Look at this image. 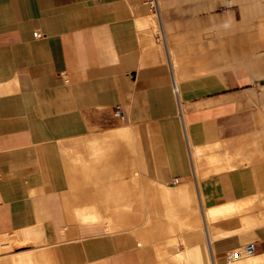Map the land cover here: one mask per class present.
I'll use <instances>...</instances> for the list:
<instances>
[{
    "label": "crops",
    "instance_id": "obj_1",
    "mask_svg": "<svg viewBox=\"0 0 264 264\" xmlns=\"http://www.w3.org/2000/svg\"><path fill=\"white\" fill-rule=\"evenodd\" d=\"M234 1L0 0V264H264V159L226 167L218 150L253 129L252 91L205 73L175 94L170 70L212 67V11ZM119 128L131 146L99 145ZM245 199L250 215L206 222ZM190 200L203 240L180 219ZM248 242L251 256L225 261Z\"/></svg>",
    "mask_w": 264,
    "mask_h": 264
},
{
    "label": "rangeland",
    "instance_id": "obj_2",
    "mask_svg": "<svg viewBox=\"0 0 264 264\" xmlns=\"http://www.w3.org/2000/svg\"><path fill=\"white\" fill-rule=\"evenodd\" d=\"M154 29L159 35L161 46L162 35L155 15ZM210 38L212 67H170L171 73L176 82L205 73L221 75L230 81L242 83L247 91L251 90L250 103L245 108L251 112L249 124L253 129L242 140L225 144L218 150L222 148L225 151L226 167L264 159V0H235L220 9L218 16L212 11ZM219 161L210 159L208 163L214 165ZM197 176L201 178L200 173ZM189 203L191 205L188 204V208L192 206L199 218L195 201L190 200ZM250 205L251 201L248 200L240 212L250 215ZM107 217V221L103 222L111 225V217ZM180 219L188 222V216H181ZM193 227L196 241L203 240L201 226Z\"/></svg>",
    "mask_w": 264,
    "mask_h": 264
},
{
    "label": "bare ground",
    "instance_id": "obj_3",
    "mask_svg": "<svg viewBox=\"0 0 264 264\" xmlns=\"http://www.w3.org/2000/svg\"><path fill=\"white\" fill-rule=\"evenodd\" d=\"M157 14V13H156ZM178 75V74H177ZM175 81V80H174ZM176 82V81H175ZM138 128V127H137ZM136 128V129H137ZM131 129V128H130ZM138 130H140L139 128H138ZM138 130H137V132H138ZM130 130H127V129H113V130H111V134L110 133H108L109 132V130L107 131V133L108 134H110V135H106V136H100L101 138H102V140H100V138H99V140H100V143L101 144H99V145H102V144H106L105 146H107V144L109 143V142H111V145H112V143H118L119 144V142H126V143H129L130 142V138L133 140V139H135V138H132V136L134 135H132V133H133V130L131 131L132 133H130L129 132ZM134 131H136V130H134ZM140 132V131H139ZM89 133V132H88ZM105 133V132H104ZM106 133V134H107ZM93 134V133H92ZM100 134H102V132L100 133ZM99 134V135H100ZM130 134H131V137H130ZM141 134V133H140ZM139 134V135H140ZM95 135V134H94ZM96 135H98L97 133H96ZM105 135V134H104ZM138 135V136H139ZM88 136H90V134L88 135ZM93 136V135H92ZM91 137V136H90ZM134 137H136V135L134 136ZM84 138V137H83ZM86 138H87V136H86ZM92 138V137H91ZM90 138V139H91ZM96 138H97V136H96ZM139 138V137H138ZM147 138V137H146ZM94 139H95V136H94ZM91 139V141L93 140V142H90L89 141V143L91 144V143H94V141H96V140H98V139ZM109 139H111V141H109L108 143H107V141L109 140ZM140 139H141V136H140ZM143 139V138H142ZM80 140V139H79ZM131 140V141H132ZM144 140V139H143ZM147 140H148V138H147ZM69 141H72V139L71 140H69ZM74 141V140H73ZM81 141H82V139H81ZM84 141V140H83ZM82 141V142H83ZM134 141V140H133ZM141 141V140H140ZM149 141V140H148ZM138 142V141H137ZM70 143V142H69ZM72 143V142H71ZM75 144H76V142H74ZM131 143V142H130ZM129 143V144H130ZM144 143V142H143ZM87 144V143H86ZM90 144H88V145H90ZM148 144V143H147ZM78 145V144H77ZM95 145V143L93 144V146ZM120 145V144H119ZM122 145V144H121ZM143 145V144H142ZM141 144H140V148H142L143 146H142ZM146 145V144H145ZM69 146V145H68ZM82 146V145H81ZM80 146V148L81 149H83L84 147H81ZM86 146V145H85ZM109 146V145H108ZM113 146V145H112ZM112 146H110V147H112ZM117 146V145H116ZM130 146H131V144H130ZM129 146V147H130ZM133 146V145H132ZM142 146V147H141ZM74 147H75V145H74ZM78 147H79V145H78ZM77 147V148H78ZM90 147V146H89ZM92 147V146H91ZM102 147H103V145H102ZM146 147V146H145ZM93 148V147H92ZM92 148H91V150H92ZM95 148V147H94ZM94 148H93V152L94 151H97L98 149H100V151L103 149H101V146H100V148H97V150L95 149L94 150ZM105 148V147H104ZM109 148V147H108ZM114 148H115V146H114ZM114 148H111V149H113L114 150ZM117 148V147H116ZM118 148H122L121 146L120 147H118ZM126 147H124V150H127L128 149V152H130L129 151V148H127V149H125ZM131 149L133 148V147H130ZM80 149V150H81ZM110 149V150H111ZM123 149V148H122ZM121 149V150H122ZM135 149V148H134ZM143 149V148H142ZM70 150V149H69ZM84 150V149H83ZM83 150L81 151V152H83ZM105 150V149H104ZM107 150V149H106ZM117 150V149H116ZM64 151V150H63ZM112 151V150H111ZM110 151V152H111ZM123 151V150H122ZM121 151V152H122ZM70 152H72V149H71V151ZM101 152H104V151H101ZM101 152H94V154H96V153H100L101 154ZM117 152H118V150H117ZM133 152V151H132ZM132 152H130V153H132ZM65 153H66V151H65ZM67 153H69V152H67ZM75 153V152H74ZM84 153H86V152H83V155H84ZM111 153H113V154H115L116 152H115V150H114V152L112 151ZM110 153V155H112ZM124 153V152H123ZM73 154V153H72ZM79 155L81 154V153H78ZM89 155H91V153L89 154ZM93 155V154H92ZM104 155V154H103ZM102 155V156H103ZM119 155H120V153H119ZM121 155H122V153H121ZM129 155V154H128ZM127 155V156H128ZM132 155V154H131ZM130 155V156H131ZM134 155V154H133ZM132 155V157H133V159H134V156ZM69 156V155H68ZM74 156V155H73ZM75 156H76V154H75ZM81 156V155H80ZM87 156V155H86ZM85 156V157H86ZM95 156V155H94ZM97 156V155H96ZM100 156V155H99ZM113 156V155H112ZM114 156H116V155H114ZM71 157V156H70ZM77 157H78V155H77ZM88 157V156H87ZM98 157V156H97ZM105 158H106V156H104ZM109 157V156H108ZM118 157V156H117ZM120 157H123V156H120ZM74 158V157H73ZM89 158H91V159H93V157L91 156V157H89ZM88 158V159H89ZM101 158V157H100ZM103 158V157H102ZM101 158V159H102ZM104 158V159H105ZM109 158H111V157H109ZM108 158V159H109ZM114 158V157H113ZM125 158V157H124ZM126 158H129V156L128 157H126ZM71 159V158H70ZM74 159H78V158H74ZM79 159H80V157H79ZM96 159H98L99 160V157L98 158H96ZM96 159H94V161L96 160ZM100 159V160H101ZM112 159V158H111ZM131 159V158H130ZM133 159H132V161H133ZM81 160H82V158H81ZM83 160H84V158H83ZM86 160V159H85ZM84 160V162H86ZM117 160V159H116ZM120 159H118L117 161H119ZM80 161V160H79ZM90 160H87V162H89ZM93 161V160H92ZM113 161V160H112ZM127 161V160H126ZM128 161H129V159H128ZM130 162L129 161V163H133V162ZM84 162H82V163H84ZM121 162H123L124 163V160H123V158H121ZM90 164H91V162H89ZM88 163V164H89ZM96 163H98V161L96 162ZM115 163V162H114ZM113 163V164H114ZM128 163V162H127ZM135 163V162H134ZM84 164H86V163H84ZM87 164V165H88ZM93 164V163H92ZM119 164V163H118ZM118 164L116 165V166H118ZM66 165H67V163H66ZM86 165V166H87ZM99 165H100V161H99ZM110 165H111V162H110ZM115 165V164H114ZM113 165V166H114ZM121 165V164H120ZM127 165V164H126ZM125 165V166H126ZM131 165V164H130ZM129 164H128V166H130ZM135 165H136V163H135ZM91 166H94V165H91ZM90 165H89V167H91ZM97 166V165H96ZM106 166V165H105ZM95 167V166H94ZM136 166H134V168H135ZM92 168V167H91ZM120 168H122V166L120 167ZM127 168V167H126ZM125 168V169H126ZM131 168H132V166H131ZM130 168V169H131ZM94 169V168H93ZM124 169V170H125ZM137 169V168H136ZM136 169H134L135 171H136ZM121 170H123V168L121 169ZM133 169H131V171H132ZM122 172L123 171H121V174H122ZM126 172V171H125ZM128 172V171H127ZM126 172V173H127ZM130 172V171H129ZM116 173V172H115ZM120 173V172H119ZM132 173V172H131ZM130 173V174H131ZM125 174V173H124ZM129 174V175H130ZM123 175V174H122ZM132 175V178H130V179H132L133 180V174H131ZM134 175H135V173H134ZM139 175V174H138ZM136 176V175H135ZM131 177V176H130ZM134 181V180H133ZM133 181H130V182H133ZM118 183V182H117ZM117 183H116V185H117ZM68 185H70V184H68ZM160 185V184H159ZM154 187L155 185H151V187ZM109 187H111V186H109ZM150 187V186H149ZM156 187V186H155ZM154 187V188H155ZM167 187V186H166ZM111 188H109V190H110ZM158 189H159V187H158ZM157 189V187H156V189H155V191L156 190H158ZM69 189H67V191H68ZM72 190V189H71ZM150 190H151V188H150ZM153 190V189H152ZM70 191V190H69ZM108 191V190H107ZM111 191V190H110ZM155 191L153 190V192L155 193ZM159 191L161 192H164V193H166V194H170L171 193V189L170 188H163V190H160L159 189ZM72 192H73V190H72ZM150 192H152V191H150ZM119 193V192H118ZM179 193V192H178ZM72 195V194H71ZM68 196V195H67ZM167 196V195H166ZM68 198H69V196H68ZM71 198V197H70ZM169 199V198H168ZM247 201L248 200H242L241 202H237V203H232V204H227L226 203V205H221V206H216V207H214V208H209V209H204V218H205V220H206V222H208V225H209V223L210 222H214V221H216V219L218 220L219 218H221V217H225V216H228V215H233L234 213H238V212H240V210L242 209V208H244V206H246L247 205ZM68 202H70V201H68ZM79 202V201H78ZM230 203V202H229ZM74 207V206H73ZM95 207V206H94ZM96 208V207H95ZM98 209V208H97ZM96 209V210H97ZM99 210H101V209H99ZM191 210H192V208H191ZM84 211V210H83ZM185 211V210H184ZM100 212V211H99ZM110 213V212H109ZM188 213V212H187ZM191 213H192V211H191ZM78 214V213H77ZM87 214V213H86ZM111 214V213H110ZM182 216V215H181ZM84 220H89V221H94V220H96V221H107V219H108V217H107V215H97V216H95V215H91V216H87V215H85V216H83L82 217ZM114 218V217H113ZM203 219V218H202ZM111 220V219H110ZM98 221V222H99ZM112 221V220H111ZM85 223V222H84ZM188 223L189 224H191L192 226H195V227H197V225H199V218H198V215H197V213H196V211L194 212V213H192L191 215H189L188 216ZM212 224V223H211ZM210 224V225H211ZM208 228H209V226H208ZM38 237V236H37ZM191 244V243H190ZM195 245V244H194ZM194 248V247H193ZM196 248V247H195ZM194 250H196V249H194ZM188 251V250H187ZM257 260H259V259H257ZM254 261V260H253ZM261 261V260H260ZM255 262H257V261H255ZM262 262H263V260H262ZM261 262V263H262ZM258 263V262H257ZM264 263V262H263Z\"/></svg>",
    "mask_w": 264,
    "mask_h": 264
},
{
    "label": "built area",
    "instance_id": "obj_4",
    "mask_svg": "<svg viewBox=\"0 0 264 264\" xmlns=\"http://www.w3.org/2000/svg\"><path fill=\"white\" fill-rule=\"evenodd\" d=\"M147 4L149 5V8L152 9L154 12L158 11L157 0H147ZM34 36L38 37L39 33L37 31L34 32ZM177 90L178 89L176 86V82L173 79V92L176 94ZM114 114L116 116H119L121 114V111H120V108L118 105L115 107ZM175 181H176V179H175ZM253 252H254V243L248 242L245 245L226 253L224 259L227 263H229V262L235 261L237 259H240L241 257L251 256L253 254Z\"/></svg>",
    "mask_w": 264,
    "mask_h": 264
}]
</instances>
